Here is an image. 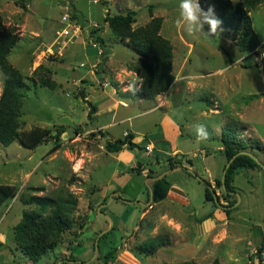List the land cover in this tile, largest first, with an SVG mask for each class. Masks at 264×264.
I'll use <instances>...</instances> for the list:
<instances>
[{
    "label": "rangeland",
    "instance_id": "374dc122",
    "mask_svg": "<svg viewBox=\"0 0 264 264\" xmlns=\"http://www.w3.org/2000/svg\"><path fill=\"white\" fill-rule=\"evenodd\" d=\"M21 1L23 5L0 0L3 23L19 33L7 58L26 85L20 131L39 126L54 133L57 125H63L64 131L61 146L52 152H48L52 141L34 149L25 148L17 140L8 145L0 143V183L15 187L14 195L0 204V264H75L59 261L61 258L84 264H113L122 250L135 254L141 264H209L215 258L221 264H264V247L260 255L254 254L264 242V2L249 12L260 39L258 55L250 56L235 46L225 30L208 35L206 27L195 33L177 29L180 0ZM201 3L206 9L214 0ZM127 10L135 11L133 28L154 16L161 17L160 34L172 46L174 80L167 91L153 99L129 101L128 95L136 98L140 80L130 69L137 54L127 39L114 35L103 21L106 13ZM90 28L103 39L102 44L92 42ZM65 29L69 34H63ZM242 61L248 66H241ZM40 76H49L56 87L41 86ZM2 78L0 72V91ZM84 99L95 106L89 119ZM151 101L162 106V112L172 107L165 120L176 122L178 136L187 134L192 139L180 140L188 153L173 152L167 141H156L162 152L146 143L161 113H139ZM121 102L129 106L122 107ZM111 104L112 112L105 110ZM127 116L132 117L119 121ZM111 120L115 121L113 125L104 126ZM197 125L205 127L207 139L198 136ZM223 129L260 164L239 170L229 193L215 184L226 162L220 140ZM125 133H134L138 143L144 141L145 150L133 149L140 162L134 158L126 169L128 173H116L118 157L106 152L104 143ZM196 155L202 157L207 171L201 179L209 181L219 203L233 204L228 217L219 216L212 202L204 199V183L197 178L202 163ZM167 170H173L166 173L169 183L173 180L182 190L172 195L176 201L155 203L150 200V191L153 184L161 183L158 178L164 176L159 175ZM155 177L158 180L152 182ZM65 192L77 199L72 213L74 225L63 233L58 247L32 261L13 237V226L22 212L33 208L24 200L32 195L56 197ZM207 211L214 216L198 223L196 219ZM103 214L111 218L114 229L98 241L112 226ZM175 223L181 224L179 231ZM153 241L162 243L154 253L139 252L140 244Z\"/></svg>",
    "mask_w": 264,
    "mask_h": 264
},
{
    "label": "trees",
    "instance_id": "16d2710c",
    "mask_svg": "<svg viewBox=\"0 0 264 264\" xmlns=\"http://www.w3.org/2000/svg\"><path fill=\"white\" fill-rule=\"evenodd\" d=\"M15 1L23 5L21 0ZM101 1L103 2V0ZM262 2L264 0H238L235 2L231 0H214L217 14L224 22V30L230 34L235 46L240 51L247 52L250 56L258 55L260 39L252 27L249 12ZM135 20V11L133 10H127L125 13H106L103 17V21L107 23L111 32L122 40L127 39L128 44L137 54L136 59L130 65V69L140 79L139 85L135 89V95L139 98L153 99L158 94L167 91L174 80L172 46L170 41L160 34L161 17L154 16L147 23L133 28L132 23ZM205 27L207 28V25ZM89 33L93 43L102 44L103 39L95 34V29L90 28ZM18 39L17 29L14 26H6L0 16V72L3 77L0 91V143L8 145L17 140L25 148L34 149L39 144L52 141V146L48 149V152H52L61 146L60 135L64 131L63 125H57L54 133H51L49 128L39 126H34L26 132L20 131V109L23 89L26 85L20 71L7 58ZM228 59L230 60L229 55ZM240 64L243 67L248 66L243 61ZM39 68H42V66L40 65ZM43 69L48 72L47 68ZM38 83L51 89H54L57 85L49 76H40ZM84 102L89 108L86 115L89 119L92 113L95 112V106L86 99H84ZM220 140L226 162L222 167L223 182L221 178H216L215 184L220 186L225 193H229L233 190L231 184L233 177L239 170L259 167L260 164L254 159L255 155L247 151L226 129L221 131ZM142 142L134 141L133 133H126L122 138L106 140L104 149L106 152L111 153H117L123 148L143 151L145 150V142ZM135 158L137 163L140 162L139 155H136ZM231 158L232 160L226 166ZM169 161L171 162L170 158ZM170 166L174 167L175 165L171 163ZM126 172L125 170L122 173ZM187 173L191 176H197L192 171H187ZM197 178L200 181L202 180L201 177L197 176ZM159 181L170 184L164 177L160 178ZM204 182V199L212 202L221 217L222 215L228 217L233 204L222 205L219 203L218 195L217 203L214 202L213 189L209 181L205 180ZM14 193V185L0 183V204L8 197H12ZM24 202L29 205L32 204L33 208L22 212L21 219L13 226V237L21 252L30 260L37 261L44 254L58 247L62 242L63 233L74 225L75 221L72 213L76 207L77 199L71 192H65L63 195L56 197L32 195L27 197ZM102 204H104V199ZM104 209L105 207H102L100 211L103 212ZM212 216H214V212H208L197 218L196 221L201 223ZM83 227L84 225L80 224V228ZM113 229L114 224L108 232L99 237L98 241L105 239ZM161 244L157 241L147 244L142 243L139 245V252L150 255ZM263 247L264 242L259 245L254 254L260 255ZM80 264H84V262L81 261ZM179 264L190 263L183 261ZM209 264L221 263L215 258Z\"/></svg>",
    "mask_w": 264,
    "mask_h": 264
},
{
    "label": "crops",
    "instance_id": "0c3cea01",
    "mask_svg": "<svg viewBox=\"0 0 264 264\" xmlns=\"http://www.w3.org/2000/svg\"><path fill=\"white\" fill-rule=\"evenodd\" d=\"M89 49H90V51L92 50L93 53L96 52V51H94V49H91V48H89ZM128 96H129V101L130 100H132V101H134V100L141 101V100L144 99V98H139L136 95H135L136 98H132V95L131 96L128 95ZM154 102L155 101H151V103L148 105V107L146 106L144 109L141 110V112H139V113H150V112H154V110L156 112L157 111L161 112L160 114H158L159 116L156 118L159 121V123L158 124L157 123L154 124L152 126V128H151V129H153V128L156 129L155 132L154 131L150 132V133H153L151 135L153 138L150 137V136H146L147 137L146 139H148V142H146V143H150L152 145V147L154 148V151L160 149L161 152H162V149L158 147V146H161V145H157L156 141H161V142H164V143H165V141H167L169 143L168 146L170 147V149L173 152L174 151L175 152H179L181 150H186L187 153H188V149L185 148V146H184L185 143H183V141H180V140L190 141L192 139L189 136L186 137L187 134L185 135V137L182 136V134L178 136L177 128H176V125H175L176 122L173 121V120H171V121H166L165 120V119H168L167 116H169L168 114L171 113V108L172 107L170 106V108H168V109L164 108L163 109L164 111L162 112V106L160 107V105H157ZM121 103H122V107L123 106H126V107L129 106L125 102H121ZM175 106H177V105H175ZM113 108H114V105L111 104L110 109L106 108L105 110H107V111L110 110V112H112ZM115 113H117V111ZM115 113L112 114V118L114 117ZM136 114H138V113H135L133 115H136ZM160 115H161V117H160ZM130 117H132V116H127L126 118L120 119L119 121H122L124 119H130ZM114 123H115V121L111 120V123L104 124V126H107V125L110 126V125H113ZM134 141H135V139H134ZM179 144H181V146H179ZM195 149L201 151L202 148L201 147H195ZM192 151L193 150H191V152ZM196 156L198 158H200L201 163H202L201 167H200L201 171H199V172L197 171V172L199 173V177H204L207 174V171H206V168L203 165V161H202L203 159L199 155H196ZM116 157H118V160L116 162V164L118 166L115 169L116 173H117V170L118 171L126 170L130 166L129 164L132 162V160H134L136 155H135L133 149L132 150H128V149L123 148L122 150H120V151H118L116 153ZM170 171H173V170H167L164 174L160 173L161 175H159V177H161V176L163 177L164 176V179H166L168 181L170 178L167 177L168 175L166 173L168 172V174H169ZM129 174H131V173H129ZM158 179H160V178H158ZM158 179H156V177L152 178V182H155ZM170 181H171L170 184H165L163 181L161 183H158V184H153L154 188H152V198L155 200V203L156 202H160L163 199H165V200L169 199L171 201H176V200H173L171 197H174V196H172L174 193L181 192L182 189L179 186H177V183H174V182L172 183L173 180H170ZM187 199L188 198H186V200ZM189 203L190 202L188 201V204ZM206 213H208V211ZM206 213H204V214H206ZM210 219H211V217L207 218L206 220L209 221ZM206 220H204V221H206ZM1 242H2V240H1ZM62 257H64V255ZM61 260H62V262H68V263L72 262V263H75V264H78V263L80 264V262H81V261L77 262L75 259H73L72 261H67L66 258H61L59 261H61ZM113 262H114L113 264H117L116 262H118V264H141L140 261L138 260V258L135 256V254L126 252V250H122V251L118 252V254L116 255V258H114Z\"/></svg>",
    "mask_w": 264,
    "mask_h": 264
},
{
    "label": "clouds",
    "instance_id": "9594fccd",
    "mask_svg": "<svg viewBox=\"0 0 264 264\" xmlns=\"http://www.w3.org/2000/svg\"><path fill=\"white\" fill-rule=\"evenodd\" d=\"M206 2V0H205ZM179 18L175 21L177 29L186 30L189 33L204 31L207 25V34L215 35L217 32H224V22L217 14L215 5L210 4L206 9L202 7L201 0H180ZM196 131L201 139H207L208 133L203 125H197ZM172 224L174 221L169 220ZM181 224L175 223L177 231L181 229ZM3 240V237H0Z\"/></svg>",
    "mask_w": 264,
    "mask_h": 264
},
{
    "label": "water",
    "instance_id": "95a60500",
    "mask_svg": "<svg viewBox=\"0 0 264 264\" xmlns=\"http://www.w3.org/2000/svg\"><path fill=\"white\" fill-rule=\"evenodd\" d=\"M254 157V156H253ZM254 159L257 161V159L254 157ZM232 160V158L226 163V166H228V164H229V162ZM204 184H205V182H204V180H201ZM221 181L223 182V173H222V175H221ZM222 187H224V185H222ZM212 196H213V200H214V202H216L217 203V201H218V198H217V194L215 193V191H213L212 190ZM152 199V193H151V191H150V200ZM107 219H109V221H110V226L112 225V220H111V218L108 216V215H105V214H103ZM109 229V228H108ZM108 229H105V230H103V231H101L100 232V234H102V233H104V232H106V230H108ZM99 234V235H100ZM98 235V236H99ZM94 250H96L97 249V239H96V242H95V246H94Z\"/></svg>",
    "mask_w": 264,
    "mask_h": 264
},
{
    "label": "built area",
    "instance_id": "2783aa9c",
    "mask_svg": "<svg viewBox=\"0 0 264 264\" xmlns=\"http://www.w3.org/2000/svg\"><path fill=\"white\" fill-rule=\"evenodd\" d=\"M77 30H78V28H77ZM77 30H75V31H77ZM63 34L67 35V34H69V31H68L67 29H65V30L63 31ZM125 134H126V133H125Z\"/></svg>",
    "mask_w": 264,
    "mask_h": 264
}]
</instances>
